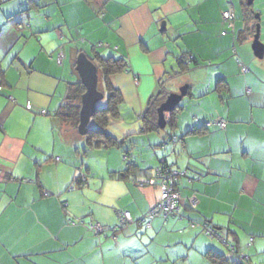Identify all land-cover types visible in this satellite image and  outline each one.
Wrapping results in <instances>:
<instances>
[{
  "label": "crops",
  "instance_id": "crops-1",
  "mask_svg": "<svg viewBox=\"0 0 264 264\" xmlns=\"http://www.w3.org/2000/svg\"><path fill=\"white\" fill-rule=\"evenodd\" d=\"M245 1H27L60 13L29 19L24 42L34 47L17 51L6 67L0 59V264H217L215 253L228 258L222 264H238L206 227L233 244L243 264H264V54L246 47L258 22L264 43V0L258 19ZM228 8L233 29L221 17ZM94 48L127 63L110 77L123 102L107 127L127 139L125 159L122 148L89 147L54 116L68 84L79 81L77 54L90 57ZM217 80L227 88L216 89ZM184 84L174 125L145 130L150 98ZM218 116L224 129L193 131ZM162 162L179 171V208L139 223L159 198ZM129 163L132 172L119 175ZM77 177L85 184L76 185ZM121 211L133 221L119 226ZM70 217L102 232L69 225Z\"/></svg>",
  "mask_w": 264,
  "mask_h": 264
},
{
  "label": "trees",
  "instance_id": "trees-1",
  "mask_svg": "<svg viewBox=\"0 0 264 264\" xmlns=\"http://www.w3.org/2000/svg\"><path fill=\"white\" fill-rule=\"evenodd\" d=\"M251 6V5H249ZM245 5V9L250 12V18L256 19L253 16V12L250 9V7ZM250 30V31H249ZM246 28V31H249L250 33H254L255 26ZM184 57V56H183ZM183 57H179V61L182 62ZM97 66L98 69V89L103 93V98L96 103L95 111L93 115L90 118V122L87 126V132L85 135H83L85 139V143L89 147H104V148H122V152L124 153V159L127 157L128 150L123 149L124 142L127 139H121L119 141L117 137L112 135L108 130V124L111 120L117 119L120 116V106L123 102V98L121 95L120 90L113 85L111 82L110 77L114 74H118L122 71H125L127 69V63L122 58H114L112 56H102L97 52V50L94 48L92 50V55L89 57ZM3 69L0 68V77H2ZM1 88V87H0ZM221 88H227L226 83L224 81H221V83L217 80L216 89L220 90ZM84 92V87L80 83V81L70 82L67 87V92L63 97V101L59 108L56 110L54 116L59 120L61 123H65L67 125L72 126L73 128L77 127L78 124V112L80 109V98L82 93ZM188 94V92H187ZM165 98V95L161 92L158 93V95L153 96L150 98L147 107L145 111L142 114V121H143V128L145 130H151V131H158L159 128L156 123V108L159 105V103ZM181 108L180 103L176 106V108L165 114L166 119V126L172 127L174 125V118H176V114L178 109ZM168 115V116H166ZM218 118L222 117H214L209 118L205 120L201 126H197V128H193V131L195 133H202L204 131H207L208 128L211 126H215L219 129H224L226 127V120L222 118L225 121V126L220 127L219 125L212 123L213 121L217 120ZM164 130V129H163ZM172 139V137H171ZM162 166H159L157 169L161 170H167L171 171L170 165L162 162ZM134 169L133 164L129 163L128 168L124 173H119L123 177H127L128 172H132ZM156 174V173H155ZM158 174V173H157ZM156 174V176H157ZM81 178L77 177L75 178L76 185H83L85 184V181ZM176 186V184H175ZM70 218H78V217H70ZM80 219V218H79ZM81 220V219H80ZM82 221V220H81ZM84 222V221H83ZM86 223V222H84ZM69 224V223H68ZM70 225V224H69ZM119 226L120 225L119 223ZM115 228V227H114ZM216 231V230H215ZM217 232V231H216ZM101 233V232H100ZM99 234V233H97ZM218 234V232H217ZM220 240H222L225 243V246L233 245L230 243H227L226 239L223 238L221 235H219ZM227 247V246H226ZM228 250V249H227ZM229 252V251H228ZM236 252V251H235ZM230 254V253H229ZM231 256H238L237 261L238 264H243L242 257H244L243 254L239 255L237 253L231 255ZM226 256L223 254H213V262L217 264H222L225 260L227 263ZM248 258L245 259L247 261Z\"/></svg>",
  "mask_w": 264,
  "mask_h": 264
},
{
  "label": "water",
  "instance_id": "water-1",
  "mask_svg": "<svg viewBox=\"0 0 264 264\" xmlns=\"http://www.w3.org/2000/svg\"><path fill=\"white\" fill-rule=\"evenodd\" d=\"M246 5H252L253 0H246ZM258 19V14H255ZM251 49L255 57L262 58L264 54V44L259 39V23L255 24V31L251 42ZM75 71L79 81L84 87V92L80 98V109L78 112L77 131L80 135H85L90 118L93 115L96 103L103 98V93L98 89V69L95 63L84 53L79 52L75 59ZM188 85H182L177 92H170L156 108V123L159 129L166 126L165 113L173 111L187 94Z\"/></svg>",
  "mask_w": 264,
  "mask_h": 264
},
{
  "label": "rangeland",
  "instance_id": "rangeland-1",
  "mask_svg": "<svg viewBox=\"0 0 264 264\" xmlns=\"http://www.w3.org/2000/svg\"><path fill=\"white\" fill-rule=\"evenodd\" d=\"M27 1L28 0H0V27H1L0 28V59H1V66L3 67L7 66L8 61L11 60L12 56L17 51L23 54L25 51L28 52L29 48L34 47L33 43H31L30 41H29V45L25 44L24 42V39H26L30 33L29 29L26 27V24L29 21V19L30 20L46 19L45 18L46 14L48 15V12L51 10L53 11V14L55 15H58L60 13L59 10L56 8H48L51 5L46 6V7H41V8H36L33 6L32 8L31 6H28V4H26ZM262 1L263 0L253 1L251 5V10L253 12L254 17H255V14H258V10L260 9V4ZM16 12H17L16 15L8 16V14H14ZM247 14H250V12H247ZM15 18L22 19L24 23L23 24L22 23H19V24L9 23L11 26H13L12 28H10L7 23H5L4 25L1 24L2 19H15ZM258 23L260 27V22ZM48 33L49 32L41 34V37H44V36L47 37ZM50 33H55L56 35V32H50ZM259 36H260V30H259ZM57 38L58 40H61L59 34L57 35ZM52 39L53 38H51L50 40ZM246 47H249L251 49V42L246 43ZM59 48L61 47L59 46L57 48V51L59 50ZM6 53L7 55H4ZM66 72L69 75V68H67Z\"/></svg>",
  "mask_w": 264,
  "mask_h": 264
},
{
  "label": "built area",
  "instance_id": "built-area-1",
  "mask_svg": "<svg viewBox=\"0 0 264 264\" xmlns=\"http://www.w3.org/2000/svg\"><path fill=\"white\" fill-rule=\"evenodd\" d=\"M221 17H222V21L227 23V26L229 28H232V29L234 28L235 12L233 8H228L224 10L221 13ZM62 58H63V53L60 51L58 53L57 61L61 62ZM242 71L245 73L247 69L245 67H242ZM42 113H44V111H42ZM212 123H215L219 125L220 127L225 126V121L222 118H218ZM160 169L155 170L156 174L158 173L157 175L162 179L159 185L160 186L159 198L156 200L153 206L147 211V213L139 219L138 221L139 223L146 221L148 224L154 217L159 216V215H162L164 217L173 215L175 214V212H177L179 208L178 202L180 199V194L175 186V180H176V177L179 171H172V170L169 171V169L167 170L165 169V170H161L160 172ZM118 216H119L120 225H125L133 221L128 211H121L118 213ZM68 223L70 225L80 224L84 226L86 229H88L89 231L93 232L94 234L102 232V229H103L102 226L98 223H95L92 221L84 223L79 218H68ZM206 232L210 236L212 235V236L219 238L217 232L215 231L213 227H206ZM226 246L231 255L236 253L235 252L236 250L233 245L227 244Z\"/></svg>",
  "mask_w": 264,
  "mask_h": 264
}]
</instances>
